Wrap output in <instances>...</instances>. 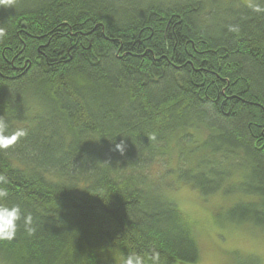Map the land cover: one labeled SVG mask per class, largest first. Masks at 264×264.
Masks as SVG:
<instances>
[{
	"label": "trees",
	"instance_id": "1",
	"mask_svg": "<svg viewBox=\"0 0 264 264\" xmlns=\"http://www.w3.org/2000/svg\"><path fill=\"white\" fill-rule=\"evenodd\" d=\"M0 27V121L27 133L0 174L35 229L0 241V264H195L193 224L165 193L177 181L242 194L226 217L264 228V11L17 0Z\"/></svg>",
	"mask_w": 264,
	"mask_h": 264
},
{
	"label": "rangeland",
	"instance_id": "2",
	"mask_svg": "<svg viewBox=\"0 0 264 264\" xmlns=\"http://www.w3.org/2000/svg\"><path fill=\"white\" fill-rule=\"evenodd\" d=\"M175 164V159L170 161V166ZM162 167L163 164L154 165L151 171L157 173ZM165 193L193 224L200 248V258L195 264H264V228L250 223L236 224L226 217L228 207L242 194L204 195L199 188L180 181Z\"/></svg>",
	"mask_w": 264,
	"mask_h": 264
},
{
	"label": "clouds",
	"instance_id": "3",
	"mask_svg": "<svg viewBox=\"0 0 264 264\" xmlns=\"http://www.w3.org/2000/svg\"><path fill=\"white\" fill-rule=\"evenodd\" d=\"M17 0H0V8L9 9L13 8ZM248 4L253 10L257 12L264 11L255 0H248ZM230 31L238 32L237 27L230 28ZM8 33L7 29L0 27V41L6 39ZM8 125L4 121H0V150L10 148L20 137L25 136L27 133L23 129H18L11 136L5 135ZM116 149L121 153L125 150L123 143L117 144ZM8 183L7 177L0 174V241H10L15 238V235L20 227V221L23 220L26 230L31 234L35 231L32 227V217L25 215L20 205L7 203L9 199V192L6 187ZM121 264H162L161 256L158 252H153L150 256L132 253L126 257H122Z\"/></svg>",
	"mask_w": 264,
	"mask_h": 264
}]
</instances>
